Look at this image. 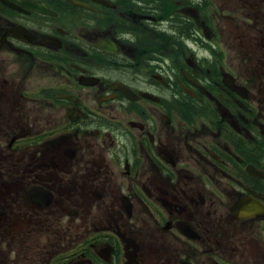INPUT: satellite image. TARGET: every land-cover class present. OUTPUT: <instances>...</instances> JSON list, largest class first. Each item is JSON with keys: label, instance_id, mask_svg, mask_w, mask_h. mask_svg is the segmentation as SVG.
I'll list each match as a JSON object with an SVG mask.
<instances>
[{"label": "flooded vegetation", "instance_id": "flooded-vegetation-1", "mask_svg": "<svg viewBox=\"0 0 264 264\" xmlns=\"http://www.w3.org/2000/svg\"><path fill=\"white\" fill-rule=\"evenodd\" d=\"M0 264H264V0H0Z\"/></svg>", "mask_w": 264, "mask_h": 264}]
</instances>
